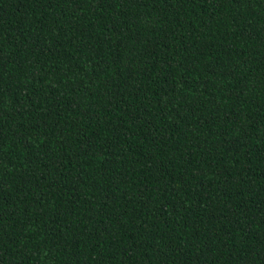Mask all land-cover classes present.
Segmentation results:
<instances>
[{"label":"trees","instance_id":"obj_1","mask_svg":"<svg viewBox=\"0 0 264 264\" xmlns=\"http://www.w3.org/2000/svg\"><path fill=\"white\" fill-rule=\"evenodd\" d=\"M0 264H264V0H0Z\"/></svg>","mask_w":264,"mask_h":264}]
</instances>
